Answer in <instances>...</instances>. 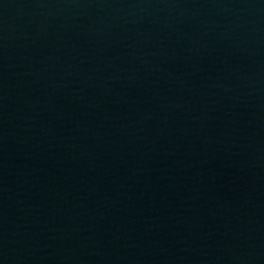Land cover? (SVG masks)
Masks as SVG:
<instances>
[{"label": "water", "instance_id": "1", "mask_svg": "<svg viewBox=\"0 0 264 264\" xmlns=\"http://www.w3.org/2000/svg\"><path fill=\"white\" fill-rule=\"evenodd\" d=\"M0 264H264V0H0Z\"/></svg>", "mask_w": 264, "mask_h": 264}]
</instances>
